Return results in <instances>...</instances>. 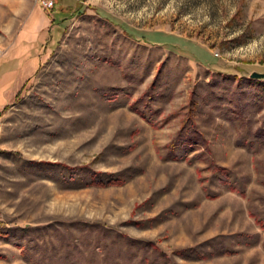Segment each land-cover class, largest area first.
Segmentation results:
<instances>
[{
	"label": "rangeland",
	"instance_id": "1",
	"mask_svg": "<svg viewBox=\"0 0 264 264\" xmlns=\"http://www.w3.org/2000/svg\"><path fill=\"white\" fill-rule=\"evenodd\" d=\"M60 6L0 0V264H264V0Z\"/></svg>",
	"mask_w": 264,
	"mask_h": 264
},
{
	"label": "trees",
	"instance_id": "2",
	"mask_svg": "<svg viewBox=\"0 0 264 264\" xmlns=\"http://www.w3.org/2000/svg\"><path fill=\"white\" fill-rule=\"evenodd\" d=\"M62 1L63 0H54L53 10L55 9L62 10L63 8H68V6L67 7L60 6ZM196 108H197V102L195 100H191L189 112H187L186 115L184 116L180 130L178 131L176 136L172 139V141L169 143V151L166 154V157H165L166 159H175V160L181 159V156L176 153L177 149L179 148H187L188 151L194 149L196 146L202 147V149H209L208 141L205 138L202 130L199 129L196 118H195ZM210 168L215 173L223 176L222 178L223 183L228 184L234 190H238L237 187L235 186V183L231 180V170L229 168L220 166L216 163H212ZM204 190L206 192L209 191L208 187L206 186L204 187ZM240 190L242 194H245L242 189ZM263 226H264V223H263ZM0 235L5 236L4 233H1V231H0ZM152 245H155V244H152ZM154 249L159 250L157 247H154ZM188 251L192 254L189 255L190 253L189 254L184 253ZM178 254L183 257H190V258H203L204 257V254L196 248L184 249V250L178 251ZM157 257H158V260L161 261V264H180L174 261L166 252L162 250L159 251V255Z\"/></svg>",
	"mask_w": 264,
	"mask_h": 264
},
{
	"label": "crops",
	"instance_id": "3",
	"mask_svg": "<svg viewBox=\"0 0 264 264\" xmlns=\"http://www.w3.org/2000/svg\"><path fill=\"white\" fill-rule=\"evenodd\" d=\"M144 37H146L145 39H147V41H149V42L152 41V40L148 39L147 36H144ZM153 41H155V42L157 41L156 43H158V44H161L159 41H161L163 43V40H161V39H156ZM173 45H176V44L173 43ZM2 62L3 63L0 64V75H1L0 80L4 77H8L9 79H11V83H13V81H15V83L18 84L20 79L16 75L17 70H14V68L15 67L17 68L19 63H15L14 61H12L11 58L9 60H3ZM8 88L0 86V105H1V103H4V101H6V94H7Z\"/></svg>",
	"mask_w": 264,
	"mask_h": 264
},
{
	"label": "built area",
	"instance_id": "4",
	"mask_svg": "<svg viewBox=\"0 0 264 264\" xmlns=\"http://www.w3.org/2000/svg\"><path fill=\"white\" fill-rule=\"evenodd\" d=\"M38 3L42 4L44 8L52 9L54 7V0H38Z\"/></svg>",
	"mask_w": 264,
	"mask_h": 264
},
{
	"label": "water",
	"instance_id": "5",
	"mask_svg": "<svg viewBox=\"0 0 264 264\" xmlns=\"http://www.w3.org/2000/svg\"><path fill=\"white\" fill-rule=\"evenodd\" d=\"M251 77H252V78H264V73H262V72H258V71H254V72L251 74Z\"/></svg>",
	"mask_w": 264,
	"mask_h": 264
},
{
	"label": "bare ground",
	"instance_id": "6",
	"mask_svg": "<svg viewBox=\"0 0 264 264\" xmlns=\"http://www.w3.org/2000/svg\"><path fill=\"white\" fill-rule=\"evenodd\" d=\"M36 2H38V0H35Z\"/></svg>",
	"mask_w": 264,
	"mask_h": 264
}]
</instances>
